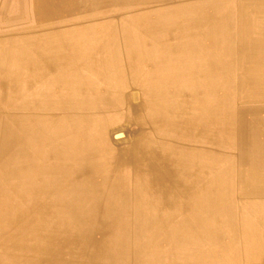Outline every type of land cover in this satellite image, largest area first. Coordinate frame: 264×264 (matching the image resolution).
<instances>
[{"label": "bare ground", "instance_id": "6f19581e", "mask_svg": "<svg viewBox=\"0 0 264 264\" xmlns=\"http://www.w3.org/2000/svg\"><path fill=\"white\" fill-rule=\"evenodd\" d=\"M116 6L128 10L130 0H0V26H12L10 31L0 28V36L3 33L13 35L0 37V99L4 100L1 101L3 107L0 110V127H3L0 130L4 136H0V144L8 146L7 151L19 142L29 145V148L25 147L29 149L28 152L25 150L22 157L17 155L15 167H19L20 181L30 183V191L39 194V201L51 196L56 199L65 197L58 190L42 192V181L38 184L33 182L36 176L53 183L60 181L58 169L63 164L51 161L49 151L46 153L49 157H44V151L40 152V146L44 144H37L39 131L36 126L32 129L34 120L25 114L15 117L19 126L15 134L9 132L7 122L26 109L33 115L38 114L36 111L48 113L46 123L50 122L52 125H48L53 126L55 136H59L57 141L53 133L50 140L44 138L51 146L50 151L53 150L57 156H70L68 154L73 150L68 147L69 142L75 136H81L80 128L70 122L80 120L85 115L80 112L83 100L89 99L86 105L90 114L95 112V101L100 98L105 100L109 110L118 103L127 105L130 109L128 112L135 113L145 108L148 131L161 138L163 147L160 142L143 144L140 136L135 138L128 152L131 163L125 165L129 167V179L135 181L132 182L133 186L144 194H150L157 207L164 206L169 199H186L188 207L185 209L197 210L201 207L189 204L194 197L201 199L213 192L218 193L217 185H222V174L217 179L210 177V147L218 142L213 129L216 132L221 129V135H227L233 145L237 135L239 145L246 148L244 157L264 170V148L258 150L257 134H251L253 127L258 131L260 123L264 129V122H252L261 118L259 113H264V106H239L234 120L237 127L235 133V109L225 108L224 104L229 100L224 98L223 104L202 58L175 34L158 30L149 7L123 16ZM79 10L89 14L86 12L81 16ZM22 25L28 27L19 29ZM129 51L133 52L134 57L128 59ZM42 82L46 84L43 88L40 86ZM132 88L136 90L135 94L131 92ZM38 96L41 99L38 100ZM133 96L137 103L129 106ZM51 97L56 100L52 101ZM16 99H20L19 109L14 110L16 104H12V101ZM29 128L30 131H27ZM119 133L122 132L113 134L112 139L119 141L126 138L125 133L115 139L114 136ZM79 143L86 145L85 141ZM175 147H179L178 151ZM221 159L222 155L219 156ZM35 164L37 168L45 169L37 170ZM72 169L86 171L89 167L76 164ZM114 173L110 174L111 178H114ZM8 179L9 176L0 178V200H5L8 197L4 195L15 191V185ZM140 180L141 183L137 182ZM111 183H105L109 187L107 194L99 192L95 182L91 184L89 195L85 196L81 189H76L73 194L78 195L81 201L92 202L90 210H117L118 207L109 206L102 199L115 195L116 189L126 186ZM215 184V191H211ZM63 190L68 191V188ZM121 192L129 193L126 189ZM256 194L264 196V184L258 186ZM74 199L71 196L69 204ZM42 204L37 202L31 212L19 213L18 206H15L11 207V214L0 215L4 218V221L0 220V238L6 243L11 242L1 264H16V261H22L21 264H71L70 259H61L69 248L79 243L65 233L67 227L75 222L70 217L74 218V212L85 211L89 214L90 211L65 207L62 213L67 217L62 220V216L52 218L45 213L43 210L46 207ZM256 211L264 218V202ZM78 219L90 228L95 222H100L91 215ZM257 220L248 224L244 221L243 225L248 241L257 238L260 232L263 243L264 232L257 229ZM98 226L100 224L93 228L96 232L100 231ZM20 229L30 237L32 247H19L18 238L13 234ZM68 233L72 235L71 228ZM81 234L78 237L82 239ZM90 238L102 244L108 243L100 238L95 239L93 235ZM254 256H260L264 262L261 248L255 247Z\"/></svg>", "mask_w": 264, "mask_h": 264}, {"label": "rangeland", "instance_id": "374dc122", "mask_svg": "<svg viewBox=\"0 0 264 264\" xmlns=\"http://www.w3.org/2000/svg\"><path fill=\"white\" fill-rule=\"evenodd\" d=\"M144 7L153 11V21L158 30L175 34L184 45L196 52L194 54L202 58L223 104L226 98L229 100L224 104L225 108L235 109L233 127L236 133L234 120L237 118L236 109L239 106H264V0H130L128 10H121L118 6L115 8L119 9L120 15L125 16ZM84 11L79 10V15L89 14ZM25 27L28 25L19 26V29L23 30ZM0 28L2 31L12 30V26L1 25ZM12 36L3 33L0 37ZM45 85V82L40 83L41 88ZM133 93H136L135 89ZM134 97L131 98L129 106L137 103ZM39 99L41 96H38ZM51 100L56 99L51 97ZM88 100H83L80 106V112L85 114L82 119L70 122L76 124L81 131L80 138L75 136L68 144L73 150L68 154L70 156L65 154L61 157L55 155L53 150L50 151L51 146L46 139L50 140L52 133L56 141L59 136H55L53 126H49L52 124L46 123L48 113L36 111L38 114L33 115L26 109L7 122V129L15 134L19 128L15 117L25 114L30 120H34L32 129L36 126L39 131L37 144H44L40 146V152L44 151L46 157L49 151L50 157H47L51 161L63 164L58 169L60 181L55 180L53 183L54 181L41 180L36 176L33 182L38 184L42 181V192L58 190L65 197L56 199L51 196V199L39 201V194L30 191V183L20 181L19 167H15L17 155L22 157L24 152L29 151L25 148H29V145L19 142L7 151L8 146L0 144V178L9 176L8 180L15 185V191L4 195L8 197L5 200H0V215L11 214V207L15 206H18L19 213L31 212L37 202L45 204L46 209L43 211L49 216H62V220L67 217V214L62 213L65 207L72 209L73 206L90 211L89 214L85 211L78 214L74 212V218L69 216L75 222L67 227L65 233L79 243L69 248L61 259H70L71 264H264L260 256L253 257L255 247L261 248L264 256V242L260 240V232L257 233V238L248 241L243 225L244 221L248 224L258 219L257 229L264 232V218L256 211L260 203L264 202V196L256 194L258 186L264 184V170L259 168V164L244 157L246 148L239 145L237 135L233 145L227 135H221V129L217 132L213 129L218 142L210 147V177L217 179L222 174L223 182L222 185L212 186L211 191H215L214 186H218V193L213 192L201 199L194 197L190 201V205L199 206L201 209L186 210V199H169L164 206L158 204L157 207L150 194H144L137 186H133L132 182L135 181L129 179V167H125L131 163L128 152L138 136L143 144L160 142L162 147L164 145L161 138L148 131V114L146 115L145 108L135 113L128 112L130 109L127 105L118 103L116 106L119 110L112 111L107 108L105 100L100 98L95 101V112L89 114L86 105ZM1 101H4L3 98L0 99V110L3 107ZM19 102L20 99L12 101V104H16L14 110L19 109ZM259 116L260 119L252 122H264V113H259ZM253 128L251 134H257L258 150H263L264 136L261 137L260 134L264 135V129L261 123L258 131L256 127ZM120 131L126 133V138L113 140L112 135ZM2 135L0 130V136ZM81 141H85L86 145L82 146L79 143ZM175 148L178 151L179 147ZM76 164L89 169L75 171L72 167ZM35 168L41 171L45 169L37 168L36 164ZM113 172L114 178H111L110 174ZM93 182L100 189L99 192L106 194L109 191L106 182L126 186L116 189L115 195L102 199L109 206L118 207L117 210L112 208L107 209L108 212L105 209L92 211V202L81 201L78 195L73 194L76 189H81L85 196L89 195ZM66 187L68 191H61ZM125 189L129 193L121 192ZM71 196L75 199L69 204ZM118 197L128 200H120ZM59 209L60 212L57 211ZM18 212L15 213L19 214ZM86 215L99 219L100 222H95L92 227L100 224V231L96 232V229L84 225L78 219ZM0 220L4 221V218L0 216ZM70 228L72 235L68 233ZM79 234L82 239L78 237ZM13 235L17 236L21 249L32 247L29 244L30 237L22 229L18 233L15 231ZM92 235L95 239L100 238L108 243L102 244L91 239ZM10 244L11 242L6 243L0 238V261L4 260L6 248ZM100 250L102 252L99 254ZM21 263L22 261H16V264Z\"/></svg>", "mask_w": 264, "mask_h": 264}, {"label": "crops", "instance_id": "0c3cea01", "mask_svg": "<svg viewBox=\"0 0 264 264\" xmlns=\"http://www.w3.org/2000/svg\"><path fill=\"white\" fill-rule=\"evenodd\" d=\"M20 22H18L17 24H19ZM129 57H134V54L132 51H129V55H128V59ZM123 62H124V59H123ZM127 63H130V62H127ZM134 89H132V93H133ZM116 106V105H115ZM119 109L117 108V106L113 109L112 108V111H118Z\"/></svg>", "mask_w": 264, "mask_h": 264}, {"label": "water", "instance_id": "95a60500", "mask_svg": "<svg viewBox=\"0 0 264 264\" xmlns=\"http://www.w3.org/2000/svg\"><path fill=\"white\" fill-rule=\"evenodd\" d=\"M123 133V134H122ZM122 133H119V134H117V135H115L114 136V138L116 139V138H121L122 137V135H125V133L124 132H122Z\"/></svg>", "mask_w": 264, "mask_h": 264}]
</instances>
